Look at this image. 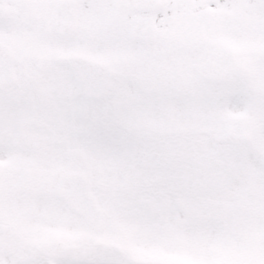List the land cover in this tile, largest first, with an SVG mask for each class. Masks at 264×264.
Segmentation results:
<instances>
[{"label":"snow or ice","instance_id":"obj_1","mask_svg":"<svg viewBox=\"0 0 264 264\" xmlns=\"http://www.w3.org/2000/svg\"><path fill=\"white\" fill-rule=\"evenodd\" d=\"M0 264H264V0H0Z\"/></svg>","mask_w":264,"mask_h":264}]
</instances>
